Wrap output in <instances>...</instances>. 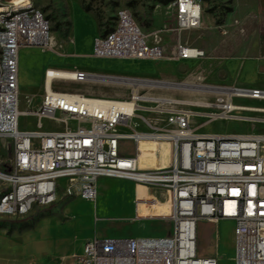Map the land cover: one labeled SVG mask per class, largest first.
<instances>
[{
    "label": "built area",
    "instance_id": "obj_1",
    "mask_svg": "<svg viewBox=\"0 0 264 264\" xmlns=\"http://www.w3.org/2000/svg\"><path fill=\"white\" fill-rule=\"evenodd\" d=\"M173 5L175 26L169 31L178 39L171 57L183 61L204 57L203 49L181 39L183 32L201 26V1L175 0ZM115 23L119 30L95 38L93 56L142 61L165 57L164 30L146 32L128 8L118 10ZM53 44L41 7L33 0H0V137L13 143L11 164L0 170L6 187L0 214L26 216L35 208L53 205L60 193L95 202L100 178L123 179L169 199L170 211L160 218L172 222L171 231L129 238L95 234L84 242L78 264H218L215 256L198 255L197 224L220 219L235 223V264H264V132L201 130L218 119L264 126V87L242 85L240 101L229 100L226 94L204 95L202 89L189 90L198 98L181 97L168 91H188L182 81L162 87V80L148 79V85L133 87L138 76H129L122 82L130 88L128 96L99 97L56 90L55 75L48 79L45 71L42 102L30 113L37 128H22L20 51ZM64 75V80L72 81L111 80V75L85 70ZM124 100H132L135 114H123ZM59 114L66 117L60 119ZM197 117L206 120L197 123ZM45 118L64 127L44 129ZM159 202L156 195L140 197L136 211L139 204Z\"/></svg>",
    "mask_w": 264,
    "mask_h": 264
},
{
    "label": "rangeland",
    "instance_id": "obj_2",
    "mask_svg": "<svg viewBox=\"0 0 264 264\" xmlns=\"http://www.w3.org/2000/svg\"><path fill=\"white\" fill-rule=\"evenodd\" d=\"M174 1L164 3L161 0H33L51 22L54 44L48 48L26 46L20 51V110L26 113L21 115L20 127L37 128V119L30 113H33L42 102L45 71L50 68L85 70L102 76L111 75V80L106 77L80 82L61 80L56 81L54 85L56 90L99 97L128 96L130 88L122 82H127L129 76H138L133 80V87L148 85V79L162 80V87H171L182 81L188 91L168 92L194 98H198V95L189 90L202 89L204 95L214 96L216 93L225 92L226 87L231 89L243 88L242 85L264 86V0H200L203 7L202 24L198 29L183 32L181 39L203 49L205 56L184 61L171 57V47L178 39L176 33L169 31L175 26ZM84 6H88V10H85ZM122 8L130 9L146 32L160 29L165 31L164 58L156 61L104 59L93 56L90 49L83 48L90 40L94 42L98 35H104L114 27L117 12ZM199 84L201 88L197 86ZM157 92L165 93L166 90ZM65 117L63 114L58 115L60 119ZM205 120L196 118L197 123ZM42 124L44 129L48 130L64 127V124L56 119L45 118ZM201 130L222 133L264 132V126L253 128L249 123L218 119L206 123ZM126 147L128 151H132L131 143ZM12 159V141L0 137V170L8 169ZM5 188L4 182L0 179V196ZM134 194L136 191L133 185L126 180L99 179L97 199L91 209L84 203L86 199L80 202V208L87 209L88 212L86 211L87 215L85 214L83 218L79 216L81 224L79 223L70 234L73 238L72 248L78 245L81 237L88 231L85 227L88 223L96 226L98 234L102 237L107 235L105 232L109 230L113 232L117 228H124L125 232H129L132 224L129 215ZM158 194L160 199L165 201V196L162 193ZM62 202L63 200H60L48 207L35 208L26 216L10 217L0 214V243L14 235L33 232L40 219L50 215L53 206ZM151 210L157 212L155 207ZM89 212L91 214H88ZM22 223H33L34 226L17 232L16 229ZM234 225L233 220L226 219L217 222L199 221L198 255L215 256L218 264H235ZM165 226L168 225L151 223L148 226L150 230L148 236L160 233ZM10 228L14 231L8 234L7 230ZM44 252L46 253L43 255L23 257L0 254V264H62L58 257L62 255L63 250L53 249L50 253ZM79 256V252L72 254L74 264H78Z\"/></svg>",
    "mask_w": 264,
    "mask_h": 264
},
{
    "label": "crops",
    "instance_id": "obj_3",
    "mask_svg": "<svg viewBox=\"0 0 264 264\" xmlns=\"http://www.w3.org/2000/svg\"><path fill=\"white\" fill-rule=\"evenodd\" d=\"M93 40H90L87 46L83 48H88L92 51L93 49ZM119 60H130L131 59H119ZM142 61V60H140ZM115 74H124V73H115ZM128 75V74H124ZM20 84V80H19ZM264 87V86H262ZM101 179V178H100ZM123 180V179H122ZM126 182L131 183L136 191L133 198V205L131 206V214L130 220L132 224L130 225L129 232H125L124 228H120L113 232L109 230L104 237H118V238H129V237H140V236H148L150 234L149 225L151 223H164L168 226H165L163 230L158 234H153L151 236H162L171 231L172 222L166 218H160L162 214H168L170 211V201L167 197H165V201H162L159 197V192H155L154 190L137 184L132 181L126 180ZM99 183V180L97 184ZM145 187V188H144ZM157 193V194H155ZM59 200H63L59 205H55L52 208L51 214L44 216L38 222V226L31 233H26L25 235H14L12 237L7 238L3 243H0V254L7 255L10 257H23V256H32V255H43L48 251L50 253L53 249L63 250V253L60 257H58L62 264H74L72 261V254L75 252H79L81 254L82 244L87 239H89L93 235H98V228L96 226H91V223H88L87 227L88 231L83 235L80 239L78 245L73 246L72 248V240L70 234L77 227V225L81 224V218L87 215L88 210L80 208V202L84 201L80 197L76 196H64L62 198V193H60ZM151 195H156L160 202L155 205H144L139 204L136 211V199L140 197H148ZM66 198V199H65ZM57 201V202H58ZM83 203V202H82ZM86 205H89L88 208L95 204L93 201L87 200L84 202ZM153 207L156 208V213L151 209ZM87 208V207H86ZM87 211V212H86ZM91 211V210H90ZM86 214V215H85ZM88 214H91L89 212ZM81 216V218H79ZM87 218V217H86ZM79 220V221H77ZM92 219H90L91 221ZM86 222V219H85ZM84 225V224H82ZM81 225V226H82ZM116 229V228H113ZM55 235V236H53Z\"/></svg>",
    "mask_w": 264,
    "mask_h": 264
},
{
    "label": "bare ground",
    "instance_id": "obj_4",
    "mask_svg": "<svg viewBox=\"0 0 264 264\" xmlns=\"http://www.w3.org/2000/svg\"><path fill=\"white\" fill-rule=\"evenodd\" d=\"M41 15L43 16V20L45 21V28L48 29V34H52L51 22L46 17V15L42 11V9H41ZM113 30H119V23H115L114 27H112V30H110L109 32H107L103 36L112 35L113 34ZM46 71H49L48 79H51V77H53L55 75V82L64 80V76H65L64 72L65 73H73V71H70V70L54 69V68L47 69ZM84 80H86V77H77V81L78 82L84 81ZM225 94H226V98L229 99V100L240 99V98L244 97V89L243 88H231V89H227V91H225V92L216 93L214 96L225 95ZM122 112H123V114H126V115L135 114V107L132 106V100H124L123 101V103H122ZM24 113L25 112H22V114H24Z\"/></svg>",
    "mask_w": 264,
    "mask_h": 264
},
{
    "label": "trees",
    "instance_id": "obj_5",
    "mask_svg": "<svg viewBox=\"0 0 264 264\" xmlns=\"http://www.w3.org/2000/svg\"><path fill=\"white\" fill-rule=\"evenodd\" d=\"M163 1L164 3H168L169 1L171 0H161ZM85 10H88V6H84ZM101 25V24H100ZM109 30H112V28H110ZM34 226L33 223H30V224H27V223H22L17 229L16 231L17 232H21L23 231L24 229H27V228H32ZM1 227V226H0ZM14 231L13 228H10L9 230H7V233L8 234H11L12 232Z\"/></svg>",
    "mask_w": 264,
    "mask_h": 264
}]
</instances>
